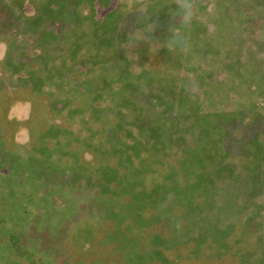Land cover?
Segmentation results:
<instances>
[{"label": "rangeland", "instance_id": "1", "mask_svg": "<svg viewBox=\"0 0 264 264\" xmlns=\"http://www.w3.org/2000/svg\"><path fill=\"white\" fill-rule=\"evenodd\" d=\"M235 37L264 44V0H0V263L264 264Z\"/></svg>", "mask_w": 264, "mask_h": 264}, {"label": "crops", "instance_id": "2", "mask_svg": "<svg viewBox=\"0 0 264 264\" xmlns=\"http://www.w3.org/2000/svg\"><path fill=\"white\" fill-rule=\"evenodd\" d=\"M218 37H220V36H218ZM240 38L241 37H237V40H236V37H235V41L232 44L233 48L235 47V49H234V51H230V52H232L233 55L236 56L235 58L237 59L238 62H240L239 64L240 65H242V64L247 65L248 62H250V63L264 62V57H260V58L259 57H253L254 55L264 54V44L261 43L262 41L259 40V41H254V42L249 43V42H245L244 41L245 39L241 40ZM226 39L227 38L225 37V40ZM218 41H223V38L222 39L220 38V40H218ZM241 46H248L249 48L248 49H246V48L241 49ZM225 53H229V50L225 49ZM243 54H247V55L250 54V55H252V57H243L242 58ZM251 58H253V59H251ZM0 255H1V253H0Z\"/></svg>", "mask_w": 264, "mask_h": 264}, {"label": "trees", "instance_id": "3", "mask_svg": "<svg viewBox=\"0 0 264 264\" xmlns=\"http://www.w3.org/2000/svg\"><path fill=\"white\" fill-rule=\"evenodd\" d=\"M153 130H155V128L153 129ZM153 130H151V131H153ZM151 131H149V132H151ZM156 132V130L155 131H153L152 133H155ZM155 137V136H154ZM154 145L155 144H153L152 146H149V148H152V147H154ZM139 147L137 146L136 148H134L133 149V157H137L138 155H136V153L138 154L139 152ZM144 149V148H143ZM142 149V150H143ZM146 150V152H149V149H145ZM151 151H150V153L152 154V149H150ZM204 157V151L203 150H200V154H199V156H198V158H199V160H202V158ZM194 162H192L191 164V166L189 167V170L191 171V170H195V169H197V171H196V173H194V175L192 176L193 178H194V180H196V181H194V182H200V181H202V172L199 170L200 168H202L203 166H202V162L201 161H199V162H197L196 164H193ZM196 166V167H195ZM141 168V166L139 167V169ZM126 170H129V168L127 167V169ZM136 170V171H135ZM134 171L135 172H138V170L137 169H135ZM133 171V172H134ZM198 171H200V172H198ZM132 171L131 172H128L130 175L133 173ZM127 173V174H128ZM126 174V173H125ZM133 178H134V176H133ZM121 179H122V177H121ZM121 179L116 183V186L118 187V188H123V189H125V188H127L128 186V189H133L134 190V188L136 187L135 186V182H132V180L133 179H131V181L129 182V180L130 179H127L126 177H124L123 178V181H121ZM123 182H125V183H123ZM13 238H14V235H11V239L13 240ZM7 242H9V240L8 241H5V242H3L4 243V247L5 246H9L8 244H7ZM2 244V243H1Z\"/></svg>", "mask_w": 264, "mask_h": 264}]
</instances>
